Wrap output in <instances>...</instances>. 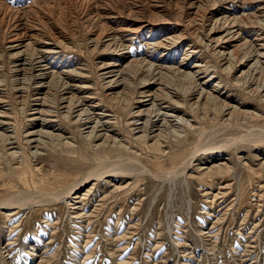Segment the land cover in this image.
<instances>
[{
  "label": "bare ground",
  "instance_id": "1",
  "mask_svg": "<svg viewBox=\"0 0 264 264\" xmlns=\"http://www.w3.org/2000/svg\"><path fill=\"white\" fill-rule=\"evenodd\" d=\"M81 1L76 19L93 21L86 37L88 49L100 55L97 64L88 59L80 63L65 57L60 60L68 41L65 45V39L58 36L61 29L54 22L49 21L51 28L47 29L40 22L28 21L21 11L0 7V26L6 40L4 45L0 44V55L7 54L11 59L8 77L18 102L26 106V101L31 100L30 115L22 125L18 123L21 126L18 128L14 107L3 88L4 70L0 63V158L6 154L15 168H22L29 157H53L57 146L66 151L82 150L83 141L90 145L95 157L93 167L77 175L78 179L63 190H25L35 197L36 201L32 202L42 205L59 200L62 192L60 197H65L66 202L75 199V203L82 205L73 206L80 211L90 192L105 178H110L105 181V188L113 187L105 195H113L127 191L132 182H126V178H138L144 173L156 180L180 178L191 171L202 175L231 173L232 166L209 155L238 149L240 141L255 137L253 126L258 123H249L248 133L230 140L220 136L223 126L239 117H263L264 0H234L235 6L230 0H169L175 4L178 16L175 21L161 17L162 7L146 13L138 5V11H134V5L127 9L128 13L127 10L112 12L97 0ZM143 36L145 53L130 54V45ZM186 38L190 41L177 60ZM90 67L92 70L97 67V82L88 83V76L92 75ZM202 118L206 122L215 121L216 125L208 129ZM71 123L77 126L78 136L67 129ZM196 133V140L186 143L189 134ZM172 144L178 149L180 145L181 148L193 146L178 155ZM147 152L157 157L152 155L150 160ZM166 155L181 158L183 162L164 170L160 160ZM154 160L159 168L152 163ZM55 163L53 167L59 161ZM34 164L38 174L42 171L41 162ZM92 180V186L81 192ZM212 183L206 195L213 194ZM222 188H217L211 204L225 197L219 190ZM25 202L23 194L0 196V217L5 216L2 209L19 210ZM5 240L11 241L9 237ZM244 264H257V261H244Z\"/></svg>",
  "mask_w": 264,
  "mask_h": 264
},
{
  "label": "rangeland",
  "instance_id": "2",
  "mask_svg": "<svg viewBox=\"0 0 264 264\" xmlns=\"http://www.w3.org/2000/svg\"><path fill=\"white\" fill-rule=\"evenodd\" d=\"M36 1L38 4L35 3ZM97 1L112 12L126 11L131 6L134 8V5V11H138L136 6L138 5V9H145L146 13L149 9L156 11L161 10L162 7L164 13H159L161 17L171 21L178 19L174 10L175 4L169 0ZM230 1L232 6L237 5L234 0ZM81 2V0H40V2L39 0H3L0 7L10 8L13 12L21 11L19 13L28 21L40 22L46 25L47 29H50V23L54 22L62 32L57 30L58 36L65 39V45L68 41L66 49L61 51L64 55L59 57L60 60L65 57V60L80 63L88 59L89 62L97 64L100 55L88 49L87 42V30L91 28L93 21L82 22L76 19ZM100 11L103 10L100 8ZM169 13L172 15L169 16ZM144 34L146 35L147 32ZM144 36L133 41L129 49L130 54L137 56L138 53L142 55L145 53ZM5 41L0 26V44L4 45ZM189 41L190 39L186 38L182 44L177 60H180L181 53ZM0 63L4 70L3 88L7 90L9 103L14 107V119L17 120L16 124L20 128L18 123L22 125L30 115L31 100L26 101V106L18 102L20 100L17 99L13 89V82L8 77L11 68L10 57L1 54ZM96 68L92 70L90 67L94 75H87L88 83L98 81ZM98 92L105 96L99 89ZM261 106L263 117L259 119L239 117L237 121L232 122L234 125L230 123L223 126L220 133H225L226 135L220 136L228 140L243 137L248 133L249 123V125L258 123L253 126L255 137L242 139L243 141L237 146L238 149L230 148L224 153L218 151L217 156L213 153L209 155L212 159L220 158L222 160L218 161H225L233 167L228 175L222 176V172L202 175L189 171L190 173H184L180 178H159V181L156 180L158 178H152L144 173L138 178H126V182H132L126 188L127 191L113 195H105L113 190L111 186L105 188V181L110 180L105 178L97 188L93 189L94 191L90 192L86 204L80 211L74 207L82 205L75 203L77 201L75 199L66 202L65 197L64 199L60 197L62 192L59 193V200L55 198L54 201L42 202V205L32 202L36 201L35 197L26 192L35 189L63 190L78 179L77 175L81 176L92 168L95 157L86 141H83V151L74 148L66 151L62 146H57L53 150V157L49 155H41L39 159L38 156L29 157L22 163V168H15L16 165L9 156L2 154L0 196L23 194L27 204L19 210L2 209L5 216L0 217V264H244V261L264 264V134H262L264 105ZM201 120L206 123L204 126L208 129L216 125L215 121L210 123L206 122L205 118ZM231 127L233 129H230ZM67 129L78 136L76 125L71 123L67 125ZM259 129L263 130L257 133ZM197 135V133L189 134L185 139L186 143H193ZM257 138L259 141L256 140ZM174 144L172 149L175 151L178 147ZM190 146L193 144L184 145L183 148L180 145L174 153L183 154ZM147 155L149 158L152 155L157 157L153 152ZM173 157L172 159L167 155L162 156L160 166L164 170H171L183 162L181 158ZM57 161H59L58 166L53 167L52 164L55 162L57 164ZM37 162H41L42 165V171L38 174L34 167V163ZM152 163L159 168L155 160ZM210 181H213L212 185L215 188L210 191L213 194L208 196L206 192L210 190L208 186ZM93 183L94 180L88 182L84 187L85 191L81 192H86ZM220 186L223 188L219 190L225 193V197L211 204L210 201ZM102 188L105 192H102ZM29 206H32L33 210ZM211 229L213 230L210 231ZM8 237L11 241L5 240ZM7 249L8 251L5 252Z\"/></svg>",
  "mask_w": 264,
  "mask_h": 264
}]
</instances>
